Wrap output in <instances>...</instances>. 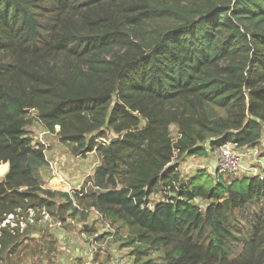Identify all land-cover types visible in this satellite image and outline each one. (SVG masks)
<instances>
[{"label":"trees","instance_id":"obj_1","mask_svg":"<svg viewBox=\"0 0 264 264\" xmlns=\"http://www.w3.org/2000/svg\"><path fill=\"white\" fill-rule=\"evenodd\" d=\"M34 122L99 156L71 195L42 188ZM232 144L264 145V0H0V264L29 209L69 231L97 213L134 264H264V178L178 170Z\"/></svg>","mask_w":264,"mask_h":264},{"label":"rangeland","instance_id":"obj_2","mask_svg":"<svg viewBox=\"0 0 264 264\" xmlns=\"http://www.w3.org/2000/svg\"><path fill=\"white\" fill-rule=\"evenodd\" d=\"M43 128L34 122L31 126L27 128V131L30 135V137L33 139V142L35 143H41V141L44 142V139L46 141V138L52 140V142H56L57 137L54 135H50V133L45 134L43 132ZM46 137V138H44ZM47 143H44V148H47ZM52 147V146H50ZM53 148V147H52ZM68 149V148H67ZM261 148H257L258 153H260ZM67 151L70 152V149ZM91 155L87 159H80L76 161H70L67 164V167L69 168L70 172H63L64 176H70L71 174H74L76 178L79 180L83 178H88L90 174H92L96 168L100 165L101 160L99 156L95 153L89 154ZM192 159V164L188 162L186 166L187 160L178 161L179 168L181 171L184 170V165L186 172L183 175H189L190 172L200 170L203 171V174L200 176L202 177V180L211 179L214 181V178L217 175H220L216 172V165H217V154L215 152H207L203 155L199 156H192L190 157ZM255 163H256V159ZM194 163V164H193ZM261 168H264L261 166ZM190 169V170H189ZM261 171V169H260ZM241 172V168H240ZM238 173V175L234 174L231 176H237L241 177V173ZM196 173V172H195ZM261 173L264 176V169H262ZM252 174V173H251ZM257 174H260L258 172ZM230 175H222L223 179L232 178V177H226ZM2 176H0V179ZM193 178V177H191ZM89 179V178H88ZM233 179V178H232ZM196 179H193V182L196 183ZM87 181V179H86ZM156 199L155 196L152 198V200ZM195 204H201L200 201H195ZM203 204V203H202ZM204 205V204H203ZM28 215L24 218L25 221L19 225L22 231L27 227V225H30V232L26 235V237L23 239V245L19 248V253L17 256H14L11 258L8 262L9 264H76L71 262L70 257L76 256L78 259H80V264H88L90 262V255L93 253L94 247L91 245L89 239H92L94 235L100 234L101 237H104V240L102 243L99 242L98 235L97 237V245L95 251L101 246V250L106 255H103V261L101 264L105 262V257H108L110 255L117 254L118 256L110 257V262L112 264H134L133 260L130 258V252L131 249L129 247H126V234L123 231L118 232H112L115 231V228L110 225L109 222L101 221V219L98 217V222L100 223L97 227V233L93 234L92 236H85L83 237L82 234L77 233L74 236L73 232H68L69 230L61 227V224L59 222H56L52 217L48 215V217H44L42 214H40V219L35 221V213L33 212V222L28 223L27 219L29 217ZM47 215V214H46ZM20 218V217H19ZM15 219V218H14ZM10 219V222L12 225H16L15 221ZM9 220V217H8ZM16 220V219H15ZM19 220V219H18ZM7 221V220H6ZM97 222V221H96ZM91 225H94L91 223ZM104 227V228H101ZM61 229L63 231V234L66 236L64 238L63 234L61 233ZM67 230V231H66ZM65 231V232H64ZM105 232L106 234H102V232ZM63 237V238H62ZM48 248H54L53 252L51 254H47ZM125 249V252L123 251ZM70 250V253H69ZM122 253L120 256L118 253ZM112 253V254H111ZM55 256H53V255ZM53 256V257H52ZM56 257V258H55ZM152 257L155 261L153 264H159L161 262V255L160 253L154 251L150 252L149 256ZM52 261V262H51ZM8 264V263H7Z\"/></svg>","mask_w":264,"mask_h":264},{"label":"crops","instance_id":"obj_3","mask_svg":"<svg viewBox=\"0 0 264 264\" xmlns=\"http://www.w3.org/2000/svg\"><path fill=\"white\" fill-rule=\"evenodd\" d=\"M58 130H59V128L56 127L55 133L50 134V135L56 136V132ZM43 132H44V135L47 134V131H45V129L43 130ZM44 138H46V137H44ZM41 143L43 145H44V143L48 144L47 148H45V159L47 161V166H45V168H43L41 171L42 180H43V186H42L43 189H48V190H51L54 192L66 193L68 195H71L74 191H77L78 189H80L83 186V184L85 183L86 179L88 180V178L91 177L92 174L94 173L93 172L92 174H90L88 178H83L81 180L76 178L74 174H71L70 176L65 177L63 172H70L69 168L67 167L68 162L76 161V160H80V159H87L91 155L88 154L84 158L80 157V156L75 157V156L71 155V153L69 151H67L68 150L67 147H65L59 143L58 138L56 139V142H52V140L46 138V141L44 139V142L41 141ZM50 146H52L53 148ZM256 147L261 148V149H259L260 153L258 155L259 156V159H258L259 163H257V162L255 163V160L252 156H246L242 162L241 172H240L241 175H250L251 173L254 174L255 172L261 173L262 169H264V168H261V165L264 167V145L260 144ZM185 160H187V161L184 162ZM191 160L192 159L185 157V158H182L180 161H183L184 163H186V166H187L188 162H190V164H192ZM3 166H6V168H5V171H4V174L2 175V177L5 175V173L8 170V164H3ZM260 169H261V171H260ZM178 170L181 171L180 168H178ZM198 171H200V170L190 172L189 175H184V178H190L194 174H196ZM181 172H183L185 174V172H186L185 165H184V170ZM236 175H238V173ZM97 216L98 215L96 213H92V212L90 213L89 212L88 218L85 221V224H83L82 222L81 223H74V229L70 230L68 232H73L74 236L77 233V231L79 232V234H81L80 233V226L82 224L84 225V228H87V226H89V227H93L96 230L97 227L100 226L99 225L100 223L98 222ZM91 223L94 225H91ZM101 228H104V227H101ZM61 233L63 234L62 229H61ZM102 234L104 235L106 233L103 231ZM63 236H64V238H66V236H68V234H66V235L63 234ZM82 236L84 237L85 235H82ZM100 237H101V235H100ZM104 238H105V236L101 237L99 242L102 243ZM99 249H97V250H99ZM123 251L125 252V249H123ZM69 253H70V250H69ZM105 254L103 253L102 250H100L99 254H98V258H97L95 263L101 264L103 262V261H101V259H103V255L106 256ZM118 254L120 256L122 255L121 252ZM94 255H95V253L91 254L90 259L91 258L93 259ZM112 256L116 257L118 255L112 254L109 257L107 255V257L104 258L105 261ZM112 259H110V260H112ZM70 260L73 263L80 264V259H78V257H76V256L70 257Z\"/></svg>","mask_w":264,"mask_h":264},{"label":"built area","instance_id":"obj_4","mask_svg":"<svg viewBox=\"0 0 264 264\" xmlns=\"http://www.w3.org/2000/svg\"><path fill=\"white\" fill-rule=\"evenodd\" d=\"M216 154H217L218 159H217V165H216V172L215 173H218L220 175H234V174L239 173L240 168L242 166L243 159L246 156H252L254 159H256V162L259 163V161H258L259 153H258L257 147H253V148H249V149H245V150L241 151V150H239V148L237 147L236 144L226 145V146H223V147L219 148L218 150H216ZM262 174L263 173H260V174H257L256 172L254 173V175H259L260 178H264V176ZM181 175H183V173H181ZM28 213H29V217H28L27 221H28V223L29 222L32 223L34 221L33 220V211L31 209H29ZM41 214L44 217H48V215H46L45 212H42ZM10 219L13 220L14 217L9 216V220L7 219V221H5L2 226H5V224L9 223ZM18 219H19V225H21L24 222L23 218L20 217ZM14 226H16V225L11 224V227H14ZM22 230L20 228V232H22ZM97 237H98L97 235H94V237L92 239H89L91 245L94 247L92 254H94L97 251V250L95 251V249H96L95 247L97 244V241H96ZM88 264H96V263L91 258L90 262ZM103 264H112V263L106 262Z\"/></svg>","mask_w":264,"mask_h":264},{"label":"bare ground","instance_id":"obj_5","mask_svg":"<svg viewBox=\"0 0 264 264\" xmlns=\"http://www.w3.org/2000/svg\"><path fill=\"white\" fill-rule=\"evenodd\" d=\"M6 166L0 165V176L4 174Z\"/></svg>","mask_w":264,"mask_h":264},{"label":"water","instance_id":"obj_6","mask_svg":"<svg viewBox=\"0 0 264 264\" xmlns=\"http://www.w3.org/2000/svg\"><path fill=\"white\" fill-rule=\"evenodd\" d=\"M95 192H98L97 190Z\"/></svg>","mask_w":264,"mask_h":264}]
</instances>
